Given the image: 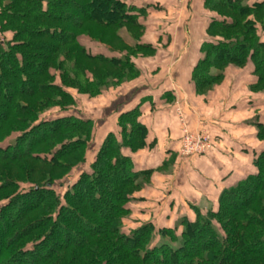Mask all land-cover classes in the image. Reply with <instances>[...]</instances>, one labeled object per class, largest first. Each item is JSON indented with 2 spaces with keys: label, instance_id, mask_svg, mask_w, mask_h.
<instances>
[{
  "label": "trees",
  "instance_id": "trees-1",
  "mask_svg": "<svg viewBox=\"0 0 264 264\" xmlns=\"http://www.w3.org/2000/svg\"><path fill=\"white\" fill-rule=\"evenodd\" d=\"M204 3L214 17L206 29L210 40L201 45L191 73L195 89L221 80L226 67L251 64V90L264 91V0ZM143 13L129 0H0V34L12 35L10 42H0V264H264V149L252 155L255 172L221 191L216 210L204 214L192 206L191 218L158 231L147 222L126 234L127 202L152 174L136 172L124 154L146 146L147 129L135 107L118 116L116 132L107 133L90 171L82 170L62 196L56 191L73 166L85 164L93 123L41 116L53 106L74 105L65 90L77 70L92 84L91 92H101L84 62L106 66L105 76L110 69L139 74L131 57L154 52L140 44ZM91 27L123 48L94 38ZM123 28L139 33L131 50L125 51ZM83 36L105 51L93 54ZM255 127L264 142V123ZM23 161H29L30 173L35 165L49 171L38 169L42 182L21 190L9 165L28 172Z\"/></svg>",
  "mask_w": 264,
  "mask_h": 264
},
{
  "label": "crops",
  "instance_id": "crops-1",
  "mask_svg": "<svg viewBox=\"0 0 264 264\" xmlns=\"http://www.w3.org/2000/svg\"><path fill=\"white\" fill-rule=\"evenodd\" d=\"M129 2L144 12L139 21L147 38L142 42L153 47L154 55L144 70L139 69L140 81L110 100L105 109L111 116L107 133L116 132L120 114L139 107L138 120L147 129L146 146L136 154L126 150L124 154L132 159L136 172L150 170L155 182H168L162 193L146 201L149 206L154 203L156 209L148 206L142 212L148 213V219L159 218L162 225L170 226L173 220L191 218L192 206L209 203L214 208V196L217 198L229 182L238 179L236 173L252 172V155L259 149L253 146L251 122L235 118L236 111L246 108V102H237L227 110L228 103H221V110L213 117L201 108L199 99L193 98L190 75L201 58V45L210 40L206 29L214 17L206 9L205 0H188L185 4L171 0ZM177 104L186 115L182 123L176 115ZM184 129L209 131L215 145L208 156L178 159Z\"/></svg>",
  "mask_w": 264,
  "mask_h": 264
},
{
  "label": "rangeland",
  "instance_id": "rangeland-1",
  "mask_svg": "<svg viewBox=\"0 0 264 264\" xmlns=\"http://www.w3.org/2000/svg\"><path fill=\"white\" fill-rule=\"evenodd\" d=\"M171 1H175L177 3H184V4L188 2V0L183 1V2H181L180 0H171ZM89 33H91L94 38L103 40L105 43H107V45L111 46L112 48H115V49L123 48L122 46L117 44L115 41H113L112 37L108 34H105L103 36H98L97 32L94 31L93 27L89 29ZM119 34L126 42V45H127L125 49L126 51V50L132 49V47L135 44V40H137L136 37L138 36L139 33L136 30H133L131 28H128V29L123 28V29H120ZM145 35H146L145 29H143L141 38H139L141 45L146 44L142 42L144 38L145 39L147 38V36ZM11 36L12 35L10 33H6L4 35L0 34V42L2 41L10 42L12 39ZM83 37H84L82 38L83 44L86 43L89 50L93 54L97 52H103L104 50L103 48H101L100 46H98L97 44L93 42L88 41L89 39L88 37H85V36ZM153 55H154V52L147 54L146 56L137 55V53H135L133 57H131V61L135 64V67L137 68L138 71L139 69L144 70L146 68L145 66H148L147 62ZM76 57L77 56L73 54V56H70V58H68V61L71 65H73L74 62H76L75 61ZM85 65L87 68L86 70L90 71L93 74V76L88 75L90 79L93 81L95 80L99 81L101 83V87H100V89H102L101 92L97 94H95L94 92H91V91H94V88L90 87L92 86V84H89L88 83L89 81H87L85 77L81 75L82 72L77 70L78 72L76 74L71 73V75L73 74L75 75V77H77L75 78L76 80H73V83H69V85L66 86V90H65L67 93L71 95V97H73L74 105L70 106L67 110H61L60 107L53 106V108L47 110L41 116L43 120L44 119L51 120L52 117H58V116L61 117V116L71 115L74 118H78V119L82 118L85 120H91L93 123L92 128H91L92 132H90L91 139L89 140L91 144L88 143L90 144V147L87 149V152H86V162L84 165H79L76 167L73 166V168H71L67 176L62 177V179L65 180L63 186L56 187V191L60 195L63 194L65 191L70 190L72 188L73 184L77 182L79 175H81L80 173L82 172V170H84L85 172L90 171V165L94 163L96 159V155L98 153V149L100 148L101 144L103 143L107 135V127L109 126V124H111V116L108 117V115L105 112V109H107L110 106V100L114 101L118 95L128 90L130 87L133 86V84L138 83L140 79L142 78L140 77V74H137L136 76L130 75L128 73L121 74L119 73V71H113L111 69L109 71L110 74H108V76H105L104 71L105 70L108 71V68L106 66L101 65V64H96V63L84 62L83 66L85 67ZM229 68L232 69V71H230ZM252 68L253 67L251 64H247L246 66H242V67H234V66L226 67L222 71L223 76L221 80H219L218 82L212 85L204 86V88H201L199 91L195 89V85L191 80V75H190V80L194 86L195 96H193V98H195V100L199 99V101L203 103V104L201 103L203 106L201 108L206 110L213 117L217 116V113L221 110V103H225V102L228 103V105L226 106V110H227L228 107L231 108V106H233V104H236L237 102L238 103L246 102L245 104L246 108L244 110L241 109L240 112L236 111L235 118L237 120L244 119L246 120V122H251L252 133H253V146H255V148L259 149L260 151L264 149V142H262L259 138H257L258 131L255 125L264 123V91L263 90L261 91L260 88L257 90H254V89L251 90V87L254 85L253 77H255L252 74V71H253ZM79 69L80 70L82 69L80 65H79ZM212 72H215V71L212 70ZM56 81L59 82V79L57 78ZM227 82H229L230 84H228ZM81 88H83V90L86 92L85 93H83V91L81 92L80 91ZM233 100H235V103L233 102ZM55 101L61 104L60 99H55ZM175 111H176V115L178 116V118L180 119L182 123V121L184 120V117L186 118V115L184 116L183 114L182 106L177 104V108ZM101 120H106L103 126L100 124ZM117 121H118V118H117ZM117 121L115 124H117ZM126 127L127 129H129L128 128L129 125ZM116 130H117V125H116ZM202 132H205L208 136H210L209 147H206L205 149H202V150L200 149L199 150L200 152L198 151L191 152V150L185 151V148L181 146V142H180V146L178 149V155H177L179 160L188 161L194 157H205L209 155V152H211V150L214 148V145H215L214 140L212 139V136L209 133V131L203 130ZM195 133H197V136H201L200 131H197V129L194 131L184 129V131H182L181 141L190 134L196 135ZM11 137L15 138L16 136L15 134H13ZM188 140H190L189 137H188ZM129 149L130 148L125 149V150L131 152ZM143 149H145V147L139 149L137 152H132V153L136 154ZM19 164L21 166L23 165L27 167L28 172H26L25 169H22V171H20L14 164H10L9 167L11 168L12 175L16 177L17 179H19V181L16 182V184L19 186V189L21 190L29 189L35 183L42 182L44 178L43 176L39 174V172L37 171L38 169L49 171L46 168L35 165V168H37L36 171H33L31 169L32 172L30 173L29 172V166H30L29 161H23V162H20ZM251 170L252 172L249 174H252L253 172H255L253 168ZM249 174L241 175V174L236 173L235 175L238 176L240 180V179L245 178ZM61 175L62 173L59 172L55 175V177L59 178ZM199 175H200V172H199ZM202 178H203V174H202ZM235 181H237V179ZM59 182H61V180ZM140 183L143 184L141 188L138 190H133L131 193L132 200L130 202H127L128 203L127 206L129 208V214L126 216L127 222H124V225L122 227L123 232L126 234H129L131 230L137 229L142 224L147 223V222H153L155 231H158L162 225V223H160L159 218L156 219V218L151 217V219H148L147 218L148 213L145 212L146 215H144L145 213H143L144 212L143 208H147L149 206V204L146 203L147 200H150L154 198V196H157L160 193H162L163 187L168 182H155V178L152 172V174L147 179L142 178L140 180ZM197 183L198 182H190V183L184 182V184H191V185L197 184ZM150 189H154V191L149 193L148 191ZM11 191L12 190H9L7 192H11ZM219 195L217 196V198H215L214 196V200H216V202H214L215 204L214 208L212 207V205H209V203L207 204L205 203L204 205L200 204V206H197V207L200 208L204 214H206L210 210H216L218 207ZM149 207H153V209H156V205L154 203L150 204ZM100 209L103 210L102 207H100ZM139 213H142V214H139ZM154 213L156 214L155 211ZM155 214H152V215H155ZM161 219L164 220V218H161ZM172 223H174V220L172 221ZM158 240L159 239H157L155 243H160ZM176 245L177 243L173 244V246H176Z\"/></svg>",
  "mask_w": 264,
  "mask_h": 264
},
{
  "label": "built area",
  "instance_id": "built-area-1",
  "mask_svg": "<svg viewBox=\"0 0 264 264\" xmlns=\"http://www.w3.org/2000/svg\"><path fill=\"white\" fill-rule=\"evenodd\" d=\"M181 2L187 0H180ZM201 136L190 134L181 141V146L185 148V151L191 150V152H200L199 150L205 149L210 145V136L205 132H200ZM200 135V134H199ZM188 137L190 140H188ZM190 146V147H189Z\"/></svg>",
  "mask_w": 264,
  "mask_h": 264
}]
</instances>
